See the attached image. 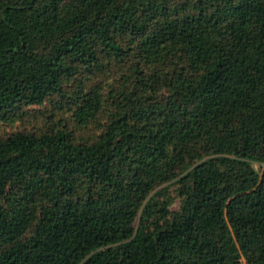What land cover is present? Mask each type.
I'll return each mask as SVG.
<instances>
[{"label":"trees","instance_id":"16d2710c","mask_svg":"<svg viewBox=\"0 0 264 264\" xmlns=\"http://www.w3.org/2000/svg\"><path fill=\"white\" fill-rule=\"evenodd\" d=\"M46 104L0 264H264V0H0V128Z\"/></svg>","mask_w":264,"mask_h":264},{"label":"rangeland","instance_id":"374dc122","mask_svg":"<svg viewBox=\"0 0 264 264\" xmlns=\"http://www.w3.org/2000/svg\"><path fill=\"white\" fill-rule=\"evenodd\" d=\"M41 109V110H40ZM52 109L53 107L51 106V104H46L45 106L39 108L37 107V109H33L32 110V113L30 114V118L29 120H26L24 122H16L15 124H9V125H3L1 126L0 128V134L1 135H5L7 133H10V132H13V131H16V130H20V129H25V128H38V127H42L44 125V116L43 114L46 112L47 114L52 112ZM41 112L43 114H41ZM60 115H62V113H58V117H60ZM64 116V115H62ZM64 117H67L68 119L70 118L69 117V114H66V116ZM70 120V119H69ZM89 133H91V128H87L85 131H84V135H88ZM258 167V166H256ZM179 203V201L176 202V205ZM239 262H242V264H246L245 260L243 258H241L239 260Z\"/></svg>","mask_w":264,"mask_h":264}]
</instances>
